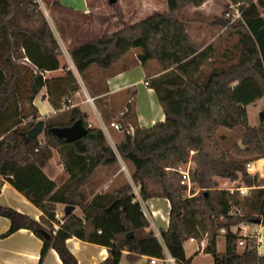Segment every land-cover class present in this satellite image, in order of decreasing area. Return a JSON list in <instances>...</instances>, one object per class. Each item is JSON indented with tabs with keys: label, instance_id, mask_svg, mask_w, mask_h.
<instances>
[{
	"label": "trees",
	"instance_id": "trees-1",
	"mask_svg": "<svg viewBox=\"0 0 264 264\" xmlns=\"http://www.w3.org/2000/svg\"><path fill=\"white\" fill-rule=\"evenodd\" d=\"M206 1L167 0V11L69 51L79 73L93 65L109 69L134 48L142 50L138 56L142 65L155 59L167 71L149 83L165 120L150 127L135 124L132 132L129 103L119 124L125 137L118 145L122 159L134 166L132 180L140 198L162 197L171 204L169 227L162 231L163 245L147 230L150 221L130 183L88 197L84 188L96 171L115 164L118 158L102 128L89 126L87 114L78 106L70 109L67 121H46L44 141L28 138L27 130L39 118L33 101L42 88L46 87L53 107L60 108L81 86L67 63H62L61 46L38 1L0 0V175L42 212L36 220L0 205V215L11 221L5 236L26 228L43 240L40 264L50 248L63 264H79L67 245L71 237L107 247L108 257L97 264H120L124 251L134 261L141 255L161 257L166 250L178 263H190L184 244L192 238H207L204 251L214 257L215 264H264L256 242L240 252L236 242L249 237L232 232L233 227L255 219L264 225V185L257 174L247 171L248 163L264 158V125H249L247 115V106L264 97V0H249L240 7L239 61L213 67L203 75V68L213 62L214 46L200 48L194 42L185 10ZM59 69L62 75L46 77V72ZM78 119L88 133L75 142L67 143L50 131ZM241 126L245 128L244 147L238 145L234 150L243 157L231 159L215 135L220 127ZM53 149L60 153L69 175L61 185L45 171ZM190 159L195 162L191 180L201 188L192 197L185 195L180 173L169 170ZM218 177L241 179L256 188L242 202L237 191L217 188ZM57 204L79 207L82 216L74 211L65 214L64 223L53 234ZM223 230L226 248L219 252L217 241Z\"/></svg>",
	"mask_w": 264,
	"mask_h": 264
},
{
	"label": "crops",
	"instance_id": "crops-1",
	"mask_svg": "<svg viewBox=\"0 0 264 264\" xmlns=\"http://www.w3.org/2000/svg\"><path fill=\"white\" fill-rule=\"evenodd\" d=\"M37 1H40L44 5V9L48 16V21L54 31L56 38L59 41L63 53H65V55L67 53L70 56L69 51L72 48L86 41H77V43L74 44V41L72 42V39H68L70 37L68 36V34H65V29H63V26L61 24H59V19H57L56 16L60 15L59 18H61V20L72 19L75 20L77 24H79V26H86L85 20H87L88 14L90 12V1L85 0L87 3V7H85L84 10L74 9V7L72 6L65 5L63 3V0ZM126 1L127 0H117V3L119 4V6L123 4L120 15L122 16L123 14V18L127 20H144L156 13L165 12L168 9L167 0H128V2H133L132 4L134 5V7L130 6L131 2L128 3ZM209 2H211V0H207L200 7L194 6V8H196L197 10H202ZM58 9L62 12L57 14ZM132 24H135L134 21ZM119 29L120 27L117 30ZM69 40L72 43L69 49H67L66 42H68ZM125 56H127V54ZM22 64L23 66H27L26 62H23ZM140 65L141 63L138 60L137 62L127 64V66L119 68L117 70H115L116 66L113 65L109 69H104V73L100 71L99 74L101 80L99 81L100 83H102V88L99 90L97 88V85H93L91 87L92 93H94L93 95L88 90V83L81 78L82 83H79L81 89L78 90L80 91V102L71 106H68L66 105V102H63L60 108L53 107L49 100V95L47 93L46 87L42 88L33 101V105L37 108L38 111V120L44 119L45 121H47L52 118H57L60 121H67L69 119L70 109L74 106H78L81 111L87 114V121L89 122V124L91 123L97 126L95 123V118L101 121L102 130L104 131L107 140L109 139L108 141L111 146L116 147L117 144H119L123 140V136L121 134L122 130L115 129L111 124L116 123V114L122 115L128 110L129 103L132 104L135 119L137 121V124L140 126H152L156 122L165 120V112L161 103L159 106V111L158 109L156 110V112L158 111L157 115L149 119V121L146 120V118L140 112L141 110L138 104L136 96L137 91L135 90V88L140 89L142 86H148L147 90L149 94L152 95L153 93H156L154 88H152L149 83L154 78L166 73L167 71L161 70L153 74L150 70L149 62L141 65L142 67H140ZM91 67L85 72H90ZM62 74L63 70L59 69L48 71L45 75L46 77L50 78ZM82 89L84 90L83 92H85L83 93L85 98H83ZM130 92H133L134 94L133 99H131V97L129 98ZM88 96L93 99V103L87 101L86 97ZM96 100L99 101L98 106L96 105ZM132 100L134 101V104L132 103ZM88 103L92 105L93 110L83 107ZM152 106L153 108H156L154 104ZM131 126L134 127L133 123L131 124ZM59 162L60 161L57 160V157H55L54 153L45 168L47 175L56 183H58V176H61L62 174L65 175L64 164H59ZM257 162L261 166H255V163ZM251 163L255 170L254 173L262 172L264 170V158L253 161ZM131 184L133 185V183ZM133 188L138 187L134 184ZM101 192V187H98L96 193H94L92 196ZM104 192H106V190ZM138 200L141 202L142 208L150 221V227L147 230H152L159 238L161 243L165 245L162 237V231L167 230L170 223L171 204L169 200L162 197L150 198L146 201L142 200L141 198H138ZM0 205L12 207L22 213L28 214L36 220H40V217L42 215L41 210L37 206H35L24 194L19 192L6 178L1 175ZM56 212L65 216V205L57 204ZM74 213L82 216V212L79 207H76ZM10 225V219L0 215V264H40L43 240L39 238L33 231L26 228H22L10 235L5 236V233L9 230ZM245 225L246 223H241L240 225L233 227L232 232L246 236V234L241 233L244 229H246ZM251 225H256V227L251 230V233L257 234V240L259 244L258 251L260 254H264V225L258 223H251ZM221 233L225 234V230H223ZM188 241L199 243V247L196 248L192 257L190 258L188 256L189 254H187L186 248V243ZM67 245L73 252V254L77 257L79 264H97L105 260L109 255L107 247L100 244L87 242L77 237L69 238L67 240ZM184 246L186 251V258L190 259V263L177 264H201L198 262V258L202 254L207 255L209 258H211L209 264H215L214 257L204 251L206 246H201L200 241L192 238L187 240ZM217 249L219 252L225 251L219 250L218 241ZM150 258L151 256L141 255L134 261H130L128 259V252L124 251L120 264H150ZM41 264L63 263L57 251L53 248H50ZM158 264L162 263L159 262Z\"/></svg>",
	"mask_w": 264,
	"mask_h": 264
},
{
	"label": "rangeland",
	"instance_id": "rangeland-1",
	"mask_svg": "<svg viewBox=\"0 0 264 264\" xmlns=\"http://www.w3.org/2000/svg\"><path fill=\"white\" fill-rule=\"evenodd\" d=\"M90 3V12L88 14L87 20H85L86 26H79L75 20L72 19H64L61 20L59 18L60 15L56 16L57 19H59V24L63 26L65 34H68L70 38L72 39V42L74 44L83 41H91L97 38H100L104 35L111 34L112 32L116 31L119 27L120 29L123 28L126 25H132L133 21L134 23H137L139 21L135 20H127L123 18L120 15V11L123 8V4L119 6L118 3L111 5L108 0H89ZM257 1V0H252ZM128 2V0L126 1ZM131 2V1H129ZM128 2V3H129ZM40 5V9L43 11L45 16L48 19V16L46 14V11L44 9V5L38 1ZM63 3L68 6L74 7V9L78 10H84L85 7H87V3L85 0H63ZM130 3L131 7H134ZM230 3H233L231 0H211L204 9H196L193 5L188 6L185 10V16L187 18V28L188 31L194 40V42L200 47L205 48L208 45L214 46V56H213V62L209 66H206L203 68V75L208 74L213 67H222V66H229L231 64H235L239 61L241 56V43H240V34L238 31H240L239 25V19L236 20L234 18L235 14V8H230ZM249 3V0H245L244 2L240 3L241 5H247ZM129 5V4H128ZM136 6V5H135ZM196 7V6H195ZM239 7V8H240ZM227 11H230L231 17L229 18L227 16ZM62 12L58 9L57 14ZM163 13V12H162ZM119 14V15H118ZM118 16V17H117ZM123 18V19H122ZM125 19V20H124ZM83 29V30H81ZM66 42V47L69 49L72 42ZM63 52V51H62ZM142 52L140 48H134L130 50L127 53V56H123L120 60H118L114 65L115 70L119 68H123L127 66V64H132L134 62H137L139 60L138 56ZM61 60L63 63H67L69 66V69H71L78 82H81V78L85 80V82L88 83L87 87L89 92L93 95L91 87L93 85H97V88L100 90L102 88V83H100V74L101 71L104 73V69L100 68L97 65H93L91 67L90 72L85 73H78L72 58L66 53H63L61 56ZM150 63V70L151 72L157 73L162 70V67L160 63L155 60H149ZM142 65V64H141ZM140 65V67H142ZM82 83V82H81ZM97 83V84H96ZM140 88V87H139ZM148 86H142L140 89L135 88L137 91V100L140 107V112L143 114V116L146 118V120L149 121V119L155 117L159 111L160 102L158 100V96L156 93H153L152 95L148 93L147 90ZM81 89V87H80ZM82 89V95L83 98H85ZM133 92L129 93V98L133 99ZM80 96H74L72 97V105H75L80 102ZM87 98V97H86ZM96 105H99V101L96 100ZM132 103L134 104V101L132 100ZM155 105L156 108H153L152 105ZM71 106V105H70ZM86 109L93 110L91 104H86L83 106ZM158 111L156 112V110ZM264 109V97L255 101L254 103L247 106V115H248V122L251 126H259L261 124L264 125V122L260 121V112ZM124 114H116V123L120 124V119L123 117ZM134 111H131V122L133 125L137 124V121L134 116ZM51 120H58L57 118H52ZM59 121V120H58ZM95 123L98 127L102 128L101 121L95 118ZM90 125V124H89ZM95 126L94 124H92ZM121 125V124H120ZM150 127V126H146ZM132 132L134 131V127H131ZM245 128L244 127H236L234 129H229L226 127H220L215 135V139L219 143L220 147L225 151L227 156L231 159H242V155H238L237 152L234 150L236 146H243V143L241 141L242 135L244 133ZM123 139L125 137V131L121 132ZM39 139L41 141H44V134L39 136ZM109 140V139H108ZM109 143V141H108ZM110 144V143H109ZM111 145V144H110ZM118 145L116 147L111 146L115 155L118 158V161L111 165V166H104L99 168L94 177L90 180V182L85 186L84 190L86 191L88 197L91 199L94 193H96V190L98 187H101V191L104 192H112L116 190L117 188L127 184V183H133L132 180V173L134 171V166L130 162H126L122 159L119 151H118ZM55 153V157H57V160H59V164H62V158L60 153L56 149H53V155ZM194 152H192V155ZM191 165V169L194 168L195 162L190 159L187 163L181 164L178 168L181 166H187ZM255 166H261L258 162L255 163ZM169 170L175 171L176 169L169 168ZM259 176V180L262 181V184L264 185V170L262 172H256ZM255 173V174H256ZM252 174V175H255ZM69 175L65 171V175L62 174L61 176H58V185L63 184L68 180ZM96 179V180H95ZM218 181V187L219 189H229L235 186L233 183L234 181H231L229 179L225 178H216ZM229 180V181H227ZM237 184L244 185L245 183L241 181V179L237 180ZM139 188V187H138ZM135 189V188H133ZM194 190H200L201 188L195 184ZM136 191V189L134 190ZM254 191V190H253ZM252 191V192H253ZM199 194V193H198ZM239 194V193H238ZM186 195V192H185ZM239 199L243 202L246 197L248 196H240ZM80 209V208H79ZM81 210V209H80ZM246 223V222H245ZM251 223L254 222H248L246 223V229H244L241 233L246 234V236L249 237L247 240L246 238H240L244 241L243 245L239 244V240L236 242V246L238 251L242 252L248 243H251L254 241L256 242L257 250L259 247L258 240H257V234L251 233V230L256 227V225H251ZM238 232V231H236ZM199 247L198 242H190L188 241L186 243L187 248V254H189V258L192 257L194 251L196 248ZM218 248L221 251H224L226 248V236L225 234L221 233L218 237ZM259 252V251H258ZM210 259L207 255H201L198 258V262L201 264H209Z\"/></svg>",
	"mask_w": 264,
	"mask_h": 264
},
{
	"label": "built area",
	"instance_id": "built-area-1",
	"mask_svg": "<svg viewBox=\"0 0 264 264\" xmlns=\"http://www.w3.org/2000/svg\"><path fill=\"white\" fill-rule=\"evenodd\" d=\"M239 7H240V3H230V8H235V14H233V15H234V18L236 20L242 19V12H241V9ZM226 14L229 18L231 17L230 11H227ZM147 84H148V82H147ZM75 95L80 96V91H76ZM87 101L90 103H93V99L90 98L89 96L87 97ZM71 103H72V98H67L66 105L70 106V105H72ZM111 125L115 129L121 130V127L118 123H112ZM89 126H92V124L90 123ZM176 171H178L181 175V184L183 186H185L186 196H188V197L196 196L200 192V190H194L195 184L191 180V165L181 166L180 168H177ZM247 171L250 174H255L254 173L255 170H254V167H253L251 162L247 164ZM236 182L237 181H234L233 184L235 186H233L232 188H229L228 190H231V191L235 190L240 194V196H250L252 194V191L256 188V186H247L245 184L240 185V184H237ZM135 189H136V191H134V192L137 195V198H140L139 189L138 188H135ZM56 218L58 221L53 226V230H52L53 234L57 233V231L60 229L61 225L65 221L64 216L57 213V212H56ZM238 242L240 245L244 244V241L242 239H240ZM207 243H208L207 238H204L202 241H200L201 246H206ZM159 262H161L162 264H177L178 263L176 258L174 256H172L167 250L165 251V253L161 257H151L150 258V264H158Z\"/></svg>",
	"mask_w": 264,
	"mask_h": 264
},
{
	"label": "water",
	"instance_id": "water-1",
	"mask_svg": "<svg viewBox=\"0 0 264 264\" xmlns=\"http://www.w3.org/2000/svg\"><path fill=\"white\" fill-rule=\"evenodd\" d=\"M111 5L117 3V0H108ZM260 121L264 122V109L260 112ZM46 130V121L40 119L36 124L27 130L26 134L28 138H39L40 135L44 134ZM50 131L57 137L65 139L67 143H72L80 138L84 137L88 133V128L83 124V122L78 119L73 124L67 126H56L52 127ZM76 209L74 205L65 206V214H69ZM254 223L260 224L261 219H255ZM131 235H133L131 233Z\"/></svg>",
	"mask_w": 264,
	"mask_h": 264
}]
</instances>
